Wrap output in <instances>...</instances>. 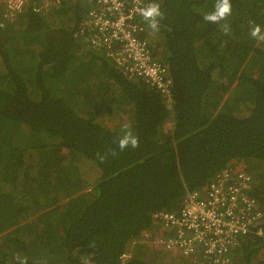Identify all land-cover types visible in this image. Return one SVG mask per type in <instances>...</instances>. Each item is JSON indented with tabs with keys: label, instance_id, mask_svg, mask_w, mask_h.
Returning <instances> with one entry per match:
<instances>
[{
	"label": "trees",
	"instance_id": "1",
	"mask_svg": "<svg viewBox=\"0 0 264 264\" xmlns=\"http://www.w3.org/2000/svg\"><path fill=\"white\" fill-rule=\"evenodd\" d=\"M146 1L163 13L145 37L170 102L76 34L83 0L0 6V264H177L149 241L165 234L153 213L235 161L264 230V41L250 36L264 0H231L219 23L203 19L215 0ZM124 124L138 148H118ZM229 264H264L261 239L240 237Z\"/></svg>",
	"mask_w": 264,
	"mask_h": 264
},
{
	"label": "built area",
	"instance_id": "2",
	"mask_svg": "<svg viewBox=\"0 0 264 264\" xmlns=\"http://www.w3.org/2000/svg\"><path fill=\"white\" fill-rule=\"evenodd\" d=\"M36 0H0L3 17H14ZM39 11L67 0H37ZM78 23L79 33L93 49L103 50L123 74L140 77L168 102L172 80L167 67L154 58L145 37L146 20L139 9L146 0H91ZM242 162L235 161L220 169L199 189H186L175 211L153 213L154 224L164 237L153 241L170 254L199 258L211 264H229L232 248L246 234L258 236L264 243L259 225L263 212L251 190V175ZM146 236V235H145ZM128 254H124L126 257Z\"/></svg>",
	"mask_w": 264,
	"mask_h": 264
},
{
	"label": "clouds",
	"instance_id": "3",
	"mask_svg": "<svg viewBox=\"0 0 264 264\" xmlns=\"http://www.w3.org/2000/svg\"><path fill=\"white\" fill-rule=\"evenodd\" d=\"M69 1L70 0H67L66 2H69ZM73 1H75V0H73ZM90 1L91 0H89L87 2V7H88V4L91 3ZM66 2H64V3H66ZM64 3H62V4H64ZM60 5L61 4H59V6ZM139 12H140V15L143 17V19L148 22V26L151 29H153V30L158 29L159 24H158L157 18L163 17V13L161 12L160 5L158 3H154V2L149 3L146 7L139 9ZM231 12H232L231 0H215L214 10L210 13L205 14L203 19L207 22H210V23H219L220 21L225 20L229 15H231ZM0 26H2V25H0ZM222 31L225 34L229 33L230 32V26L227 23L223 24L222 25ZM77 32L79 33V30L76 31V34H77ZM250 36L253 38H256L257 40L264 41V33L261 32V28L258 24H255V23L252 24L251 29H250ZM93 50L97 51L99 49H93ZM99 51H103V50H99ZM171 125H172L171 121L166 122L167 127L171 128ZM122 130H123V134L119 137V139L117 141L118 148L121 151H123L124 149L129 148V147L132 149L138 148L139 147V138L133 133L131 125L130 124H124L122 126ZM110 152L112 155H115L114 150H110ZM106 155H107V153L105 155H101L100 159L103 161L105 159ZM261 222H262V220L259 222V225L262 227ZM262 229H263V227H262ZM163 250H165V249H163ZM190 258H193V256ZM17 260L19 261V264H27V258L26 257H17Z\"/></svg>",
	"mask_w": 264,
	"mask_h": 264
},
{
	"label": "rangeland",
	"instance_id": "4",
	"mask_svg": "<svg viewBox=\"0 0 264 264\" xmlns=\"http://www.w3.org/2000/svg\"><path fill=\"white\" fill-rule=\"evenodd\" d=\"M77 1L80 2L81 0H77ZM88 1L89 0H83L84 8L87 7ZM239 162H241V161H239ZM246 171L249 173L251 172V170H246ZM163 257H164V259H167V260L172 259L177 264H200L201 262H204V261L200 260L199 258H190V257L181 256L179 254H170L166 250H164V252H163Z\"/></svg>",
	"mask_w": 264,
	"mask_h": 264
}]
</instances>
